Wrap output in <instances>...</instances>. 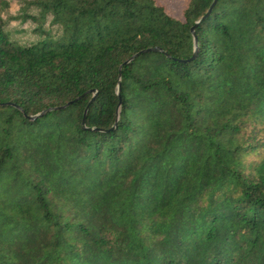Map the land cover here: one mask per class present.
<instances>
[{
    "label": "trees",
    "instance_id": "1",
    "mask_svg": "<svg viewBox=\"0 0 264 264\" xmlns=\"http://www.w3.org/2000/svg\"><path fill=\"white\" fill-rule=\"evenodd\" d=\"M20 6L0 0V264H264V0Z\"/></svg>",
    "mask_w": 264,
    "mask_h": 264
},
{
    "label": "rangeland",
    "instance_id": "2",
    "mask_svg": "<svg viewBox=\"0 0 264 264\" xmlns=\"http://www.w3.org/2000/svg\"><path fill=\"white\" fill-rule=\"evenodd\" d=\"M5 1V0H4ZM9 2V8L7 10V15L5 14L6 19L11 16H16L21 12L20 3L25 0H6ZM155 2L162 6L166 13L170 15L171 17L183 20V9L187 2V0H155ZM9 19V18H8ZM9 28L13 31H19L18 37L24 41H30L34 39V36L32 34V30L34 28V24L31 22H21V21H10L9 22ZM46 29L50 30V27L46 25Z\"/></svg>",
    "mask_w": 264,
    "mask_h": 264
},
{
    "label": "water",
    "instance_id": "3",
    "mask_svg": "<svg viewBox=\"0 0 264 264\" xmlns=\"http://www.w3.org/2000/svg\"><path fill=\"white\" fill-rule=\"evenodd\" d=\"M215 3V2H214ZM195 40V43H196V39H194Z\"/></svg>",
    "mask_w": 264,
    "mask_h": 264
}]
</instances>
